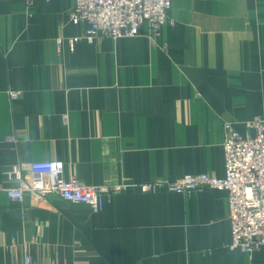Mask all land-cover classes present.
Here are the masks:
<instances>
[{
	"label": "crops",
	"instance_id": "obj_1",
	"mask_svg": "<svg viewBox=\"0 0 264 264\" xmlns=\"http://www.w3.org/2000/svg\"><path fill=\"white\" fill-rule=\"evenodd\" d=\"M29 1L0 0V264H264V247L230 249L225 191L137 186L222 177L223 123L264 118V0H174L156 39L143 25L72 49L73 0ZM48 160L126 186L96 212L7 198L21 166Z\"/></svg>",
	"mask_w": 264,
	"mask_h": 264
},
{
	"label": "built area",
	"instance_id": "obj_2",
	"mask_svg": "<svg viewBox=\"0 0 264 264\" xmlns=\"http://www.w3.org/2000/svg\"><path fill=\"white\" fill-rule=\"evenodd\" d=\"M29 1V0H28ZM174 0H73L67 20L83 25L80 35L65 39L69 48L81 39L93 43L104 38L135 36L143 25L146 35L154 38L166 22ZM30 2V1H29ZM58 48L63 41L57 40ZM11 98L18 93L10 92ZM251 133L241 134L231 124L223 127L222 141L224 174L209 173L184 175L175 180L158 179L137 185L141 191L163 187L170 192L184 193L201 188L226 192L230 224V249L251 254L264 247V119L248 124ZM15 143L14 136L6 138ZM14 187L3 189L7 198L22 201L25 195L37 200L56 195L72 203L89 206L96 212L102 207V196L116 192L125 185L88 186L71 178L62 177L59 161H35L21 166ZM21 264H31L25 254Z\"/></svg>",
	"mask_w": 264,
	"mask_h": 264
},
{
	"label": "rangeland",
	"instance_id": "obj_3",
	"mask_svg": "<svg viewBox=\"0 0 264 264\" xmlns=\"http://www.w3.org/2000/svg\"><path fill=\"white\" fill-rule=\"evenodd\" d=\"M166 20H167V19H166ZM160 28H161V27H160ZM159 34H160V29H159L158 34H157L156 37H154V38H152V37H150V36H149V37L153 40V39H156V38L159 36ZM258 118H262V119H264L263 117H257V118H255V119H253V120H251V121H248V122L246 123V127H247V129H250V130H251V128L248 126V124L251 123L252 121L258 119ZM225 124H231V125L234 127L233 123H231V122H224L223 125H222V127H224ZM234 129H235V128H234ZM235 130H236V129H235ZM236 131H237V130H236ZM237 132H239V131H237ZM251 132H252V130H251L250 132L247 131L246 133H251ZM239 133H240V132H239ZM246 133H244V134H246ZM223 134H224V131H223ZM241 134H242V133H241ZM223 137H224V136H223ZM222 149H223V148H222ZM195 174H198V173H195ZM187 175H189V174H187ZM182 177H183V176H182ZM180 178H181V177H180ZM178 179H179V178H178ZM157 180H158V179H157ZM167 180H170V179H167ZM173 180H175V179H173ZM154 181H156V180H154ZM154 181H152V182H154ZM152 182H149V183H152ZM122 184L126 186V182H124V183H122ZM142 184H148V183H142ZM125 186H124V187H125ZM138 188H139V187H138ZM162 188H163V187H162ZM121 189H122V188H121ZM121 189H120V190H121ZM151 189H152V188H150V189H148V190H151ZM164 189H165V188H164ZM148 190L146 189L145 191H148ZM165 190H166V189H165ZM167 191H168V190H167ZM169 192H170V191H169ZM174 193H176V192H174ZM184 193H189V192H184ZM181 194H182V193H181ZM46 199H47V197H46L45 199H43V197H42L41 199H37V200H34V199H33V201L37 203V202H40V201H41V202H42V201H45Z\"/></svg>",
	"mask_w": 264,
	"mask_h": 264
}]
</instances>
